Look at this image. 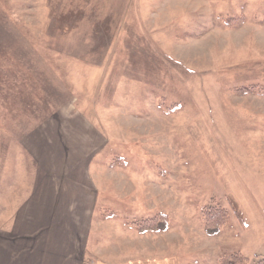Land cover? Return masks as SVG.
Wrapping results in <instances>:
<instances>
[{"label": "rangeland", "instance_id": "obj_1", "mask_svg": "<svg viewBox=\"0 0 264 264\" xmlns=\"http://www.w3.org/2000/svg\"><path fill=\"white\" fill-rule=\"evenodd\" d=\"M32 130L68 137L102 168L130 167L115 179L126 181L123 224L138 233L136 223L160 213L169 223L146 233L148 259L219 264L241 252L255 264L264 257V0H0L2 218L6 203L27 197ZM209 205L227 210L213 237Z\"/></svg>", "mask_w": 264, "mask_h": 264}, {"label": "crops", "instance_id": "obj_2", "mask_svg": "<svg viewBox=\"0 0 264 264\" xmlns=\"http://www.w3.org/2000/svg\"><path fill=\"white\" fill-rule=\"evenodd\" d=\"M67 141L40 130L26 135V158L32 157V164L23 173L32 175V182L27 200L6 203L9 212L0 216V264H179L173 254L148 259V234L132 231L118 216L117 187L126 181L115 179L129 174L130 167L102 168L94 157L78 155L73 141L63 144ZM103 205L112 214L100 216ZM136 211L143 215L147 208Z\"/></svg>", "mask_w": 264, "mask_h": 264}, {"label": "trees", "instance_id": "obj_3", "mask_svg": "<svg viewBox=\"0 0 264 264\" xmlns=\"http://www.w3.org/2000/svg\"><path fill=\"white\" fill-rule=\"evenodd\" d=\"M232 20L233 22H235L231 23V21H227L226 25H238L243 21L242 17ZM236 92L243 95L250 92V89H239ZM227 200L230 209L234 212L236 217L241 220L242 213L238 208L237 204L231 198H228ZM203 217L205 233L211 237L217 236L220 234V228L225 223L227 217V210L222 207H213L209 205L203 209ZM135 225L139 234H146L165 232L168 229L169 223L167 220V216L165 214L160 213L154 218L143 221L141 220ZM246 262V256H244L241 252H236L224 255V257L220 259L219 264H245ZM255 264H264V257L258 259Z\"/></svg>", "mask_w": 264, "mask_h": 264}]
</instances>
